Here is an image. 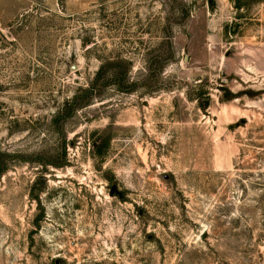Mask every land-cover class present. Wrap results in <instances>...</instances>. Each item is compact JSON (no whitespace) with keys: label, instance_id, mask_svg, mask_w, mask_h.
I'll list each match as a JSON object with an SVG mask.
<instances>
[{"label":"rangeland","instance_id":"obj_1","mask_svg":"<svg viewBox=\"0 0 264 264\" xmlns=\"http://www.w3.org/2000/svg\"><path fill=\"white\" fill-rule=\"evenodd\" d=\"M0 173V264H264V0H0Z\"/></svg>","mask_w":264,"mask_h":264},{"label":"trees","instance_id":"obj_2","mask_svg":"<svg viewBox=\"0 0 264 264\" xmlns=\"http://www.w3.org/2000/svg\"><path fill=\"white\" fill-rule=\"evenodd\" d=\"M100 74V73H99ZM76 99H78V98H76ZM57 166H59V164L57 165ZM3 172V171H2ZM0 177H1V173H0Z\"/></svg>","mask_w":264,"mask_h":264},{"label":"water","instance_id":"obj_3","mask_svg":"<svg viewBox=\"0 0 264 264\" xmlns=\"http://www.w3.org/2000/svg\"><path fill=\"white\" fill-rule=\"evenodd\" d=\"M58 264V263H57Z\"/></svg>","mask_w":264,"mask_h":264}]
</instances>
